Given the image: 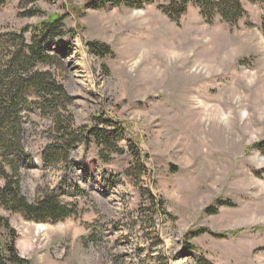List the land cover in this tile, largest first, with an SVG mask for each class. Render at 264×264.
I'll return each instance as SVG.
<instances>
[{
  "label": "rangeland",
  "instance_id": "obj_1",
  "mask_svg": "<svg viewBox=\"0 0 264 264\" xmlns=\"http://www.w3.org/2000/svg\"><path fill=\"white\" fill-rule=\"evenodd\" d=\"M196 1L178 21L166 0L0 8L3 63L9 34L30 42L66 17L53 62L37 67L66 95L51 112L23 106L20 174L29 202L52 189L77 213L35 222L0 203L23 264H264V0H240L233 25L206 22ZM60 121L104 129L112 148L90 135L49 164Z\"/></svg>",
  "mask_w": 264,
  "mask_h": 264
},
{
  "label": "trees",
  "instance_id": "obj_2",
  "mask_svg": "<svg viewBox=\"0 0 264 264\" xmlns=\"http://www.w3.org/2000/svg\"><path fill=\"white\" fill-rule=\"evenodd\" d=\"M9 0H0L2 8ZM40 0H21V4L36 3ZM168 6H162L163 12L171 19L178 21L187 11L192 0H166ZM127 2V0H126ZM201 15L206 22L213 23L218 14L228 24H235L245 14L240 0H197ZM64 15L55 14L37 25L30 42H27L25 31L9 34V43L4 63L0 59V177L5 185L0 188V203L11 211L19 212L25 219L35 222H58L70 215H76L78 204L64 202L52 189H47L34 202H29L21 190L20 166L26 156L22 145L24 132L21 110L26 104H37L44 111H54V105L65 98L66 89L56 81L49 70L40 71V64L53 62L47 44L67 33ZM95 43L88 42L87 45ZM35 99V100H34ZM72 121L65 124L58 122L56 138L48 144L45 152L46 162H54V158L68 159L74 145L83 137L88 139L94 135L102 146L111 147V141L105 137L106 132L99 127H82L77 132ZM85 134V135H84ZM0 229V264H23L26 259L18 255L16 248L17 230L5 218L1 219ZM200 228L188 233V236L207 232ZM191 234V235H190ZM216 236L223 234L214 233Z\"/></svg>",
  "mask_w": 264,
  "mask_h": 264
}]
</instances>
